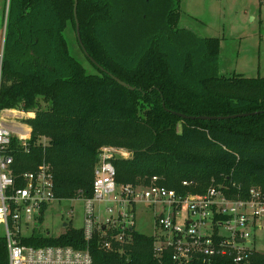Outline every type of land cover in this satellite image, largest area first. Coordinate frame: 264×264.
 <instances>
[{"label":"trees","instance_id":"obj_1","mask_svg":"<svg viewBox=\"0 0 264 264\" xmlns=\"http://www.w3.org/2000/svg\"><path fill=\"white\" fill-rule=\"evenodd\" d=\"M180 3L78 0L80 39L102 71L80 45L75 0H9L0 107L36 113L28 120L29 153L20 150L17 159L24 170L52 165L57 200L93 196L103 145L133 153L114 161L118 185L148 186L157 176L159 185L178 193L203 194L216 181L228 186L231 180L243 189L218 188L232 199L246 198L253 186L264 190V78L222 74L220 39L180 26ZM69 25L96 73L72 53ZM177 113L249 115L201 120ZM40 136L49 139L46 146L37 145ZM103 239L96 231L87 242L83 228L71 226L59 236L35 232L22 243L89 247L93 264H179L171 249L156 252L155 235L136 227L109 250ZM234 257L196 256L185 264H235ZM248 260L264 264V253L254 248ZM0 264H9L3 237Z\"/></svg>","mask_w":264,"mask_h":264},{"label":"built area","instance_id":"obj_2","mask_svg":"<svg viewBox=\"0 0 264 264\" xmlns=\"http://www.w3.org/2000/svg\"><path fill=\"white\" fill-rule=\"evenodd\" d=\"M4 52L5 35L0 43V88ZM32 114L36 113L0 107V237L7 241L9 264H93L89 247L22 243V238L36 232L50 205L57 201L52 165L44 161L33 170H24L17 159L20 150L29 152L32 129L25 121ZM115 159L107 149L100 152L93 196L83 199L87 242L96 231L102 233L105 249H111L114 241L124 242L135 227L137 205L143 204L161 209L156 215L157 253L171 249L179 264L196 256L211 259L234 254L235 264H249L255 248L250 231L264 217V192L252 189L247 198L236 200L216 186L203 194L178 193L159 185L157 176L148 186L118 185Z\"/></svg>","mask_w":264,"mask_h":264},{"label":"rangeland","instance_id":"obj_3","mask_svg":"<svg viewBox=\"0 0 264 264\" xmlns=\"http://www.w3.org/2000/svg\"><path fill=\"white\" fill-rule=\"evenodd\" d=\"M8 3V0H0V43L4 39ZM180 12V26L193 30L201 38L220 39L219 64L222 74L227 76L238 74L247 78H264V4H261L260 0H181ZM75 33L72 25H69L67 34L72 53L82 61L90 72L96 73L97 70L80 50ZM35 117L36 114H32L25 121L32 129V135L33 128L28 120ZM16 121L21 120L16 119ZM32 138L33 136H31V140ZM38 139L37 145L46 146L49 143L46 136H40ZM105 149L116 158L126 159L133 155L126 147L115 145L101 146L99 154ZM223 182L218 183L216 181L212 186L218 184L217 187H223L224 189L227 187L243 189V185L238 184L235 180H231L228 186ZM252 189L264 192L260 187L253 186ZM252 189L248 191V194ZM83 199L84 197L78 196L70 200L53 202L42 221L43 223L36 229V232L59 236L71 226L83 228L85 222ZM230 199L236 200V198ZM160 212V208L153 210L147 205H137L136 229L148 235L157 234L156 215ZM250 232L251 245L255 247L256 251L264 253V217L258 222V228Z\"/></svg>","mask_w":264,"mask_h":264},{"label":"water","instance_id":"obj_4","mask_svg":"<svg viewBox=\"0 0 264 264\" xmlns=\"http://www.w3.org/2000/svg\"><path fill=\"white\" fill-rule=\"evenodd\" d=\"M9 2V0H8ZM74 13H75V21H76V29H77V36H78V39H79V42H80V45L83 49V52L85 53V55L90 59V61L92 63H94L99 69H101L102 71H104V68L101 67L95 60L94 58H92L89 53L87 52L85 46L83 45L81 39H80V25H79V20H78V16H77V6H78V0H75V5H74ZM8 12V11H7ZM5 30H6V26H5ZM5 35V34H4ZM120 85H122L123 87H126L128 88L129 90H136V87H133L129 84H127L126 82L122 81L121 79H119L118 77L110 74ZM180 117L182 118H188V119H201V120H216V119H219V120H222V119H226V118H233V117H236V116H247L249 114H241V115H234V116H228V117H224V116H200V117H195V116H186L184 114H181V113H177Z\"/></svg>","mask_w":264,"mask_h":264}]
</instances>
